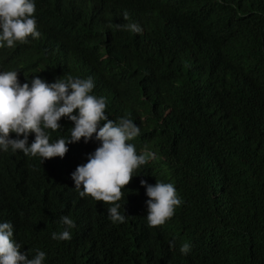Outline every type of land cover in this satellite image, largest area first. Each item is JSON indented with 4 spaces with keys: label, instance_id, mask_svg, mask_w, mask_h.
Wrapping results in <instances>:
<instances>
[{
    "label": "trees",
    "instance_id": "16d2710c",
    "mask_svg": "<svg viewBox=\"0 0 264 264\" xmlns=\"http://www.w3.org/2000/svg\"><path fill=\"white\" fill-rule=\"evenodd\" d=\"M35 4L40 37L0 48V71L29 86L91 78L109 119H131L140 134L129 143L155 158L122 190L126 219L113 223L111 205L81 197L71 178L95 137L45 161L5 151L0 223L13 225L21 252L43 251V264H264V0ZM129 23L142 33L117 27ZM59 123L51 141L70 138L73 122ZM142 180L172 183L182 200L162 226L147 224ZM65 215L71 239L53 240Z\"/></svg>",
    "mask_w": 264,
    "mask_h": 264
},
{
    "label": "clouds",
    "instance_id": "9594fccd",
    "mask_svg": "<svg viewBox=\"0 0 264 264\" xmlns=\"http://www.w3.org/2000/svg\"><path fill=\"white\" fill-rule=\"evenodd\" d=\"M35 0H0V48L5 44L11 48L17 42L28 43V38H39L35 19ZM128 20V14H124ZM125 30L142 33L136 23L117 25ZM94 82L91 78L62 76L54 83L36 77L21 85L17 71H0V155L11 149L20 150L25 155L39 156L43 161L55 157L64 158L68 145L85 143L95 137L99 146L88 154L87 162L78 165L71 174L75 189L81 197L90 196L98 202L111 205L107 211L113 223H124L118 203L124 196L123 189L132 181L140 166L155 158L149 151L138 153L136 146L129 141L140 134V128L131 119L121 117L109 119L106 115V98L93 94ZM78 110V115L73 113ZM67 117L73 122L69 130L70 138L51 141L49 130L61 128L59 121ZM103 126H101V122ZM16 134V139L11 134ZM23 137L22 139L20 137ZM28 137L31 140L28 141ZM31 143V144H29ZM146 188L147 215L150 228L162 226L175 214L182 204L172 183L157 180L155 185L141 181ZM64 230L52 233L53 240H70L69 229L75 227L67 215L60 218ZM13 225L0 223V264H43L45 253L38 251L34 256L21 252V245L14 239ZM170 248L175 243L170 242ZM189 243L180 247L182 254H188Z\"/></svg>",
    "mask_w": 264,
    "mask_h": 264
}]
</instances>
